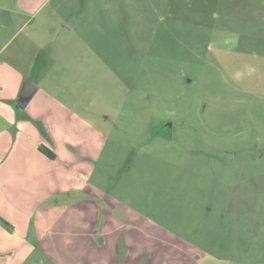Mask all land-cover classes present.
<instances>
[{"label": "rangeland", "instance_id": "374dc122", "mask_svg": "<svg viewBox=\"0 0 264 264\" xmlns=\"http://www.w3.org/2000/svg\"><path fill=\"white\" fill-rule=\"evenodd\" d=\"M29 1L0 0L5 83L66 92L102 149L0 264H264V0Z\"/></svg>", "mask_w": 264, "mask_h": 264}, {"label": "crops", "instance_id": "0c3cea01", "mask_svg": "<svg viewBox=\"0 0 264 264\" xmlns=\"http://www.w3.org/2000/svg\"><path fill=\"white\" fill-rule=\"evenodd\" d=\"M21 87L9 90L5 73L0 69V220L3 223H0V231L9 235L2 226L15 227L18 231L15 233L20 232L24 237L26 230L22 231L20 226L40 219L53 221V210L62 208L58 205L60 195L55 196L68 191L70 179L89 171L92 165L88 169L85 165L102 147L99 149L101 141H93V135H99L92 121L78 115L79 105L70 104L66 92L50 90V85H37L33 97L26 104H20ZM85 121L92 130L88 136L84 132ZM41 146L53 151L55 157L47 156ZM44 210L50 218L43 215ZM86 256L89 255L81 250L65 251L64 262H91L85 260ZM59 262L63 264L61 259ZM40 264H43L42 259Z\"/></svg>", "mask_w": 264, "mask_h": 264}, {"label": "water", "instance_id": "95a60500", "mask_svg": "<svg viewBox=\"0 0 264 264\" xmlns=\"http://www.w3.org/2000/svg\"><path fill=\"white\" fill-rule=\"evenodd\" d=\"M38 87L34 82L25 81L22 84L20 95H19V103L26 104L36 93Z\"/></svg>", "mask_w": 264, "mask_h": 264}, {"label": "trees", "instance_id": "16d2710c", "mask_svg": "<svg viewBox=\"0 0 264 264\" xmlns=\"http://www.w3.org/2000/svg\"><path fill=\"white\" fill-rule=\"evenodd\" d=\"M40 149L49 157H52L54 158L55 157V154L53 151H51L50 149H48L47 147L45 146H41Z\"/></svg>", "mask_w": 264, "mask_h": 264}]
</instances>
